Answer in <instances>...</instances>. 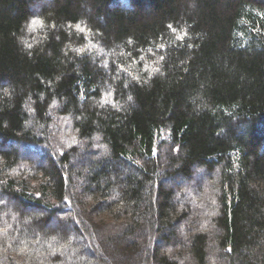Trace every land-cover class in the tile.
Returning <instances> with one entry per match:
<instances>
[{"label":"trees","instance_id":"obj_1","mask_svg":"<svg viewBox=\"0 0 264 264\" xmlns=\"http://www.w3.org/2000/svg\"><path fill=\"white\" fill-rule=\"evenodd\" d=\"M0 264H264V0H0Z\"/></svg>","mask_w":264,"mask_h":264},{"label":"snow or ice","instance_id":"obj_2","mask_svg":"<svg viewBox=\"0 0 264 264\" xmlns=\"http://www.w3.org/2000/svg\"><path fill=\"white\" fill-rule=\"evenodd\" d=\"M35 23V22H34Z\"/></svg>","mask_w":264,"mask_h":264}]
</instances>
